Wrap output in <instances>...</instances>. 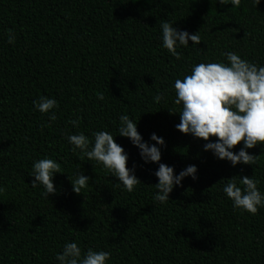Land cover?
Listing matches in <instances>:
<instances>
[{"label": "trees", "instance_id": "1", "mask_svg": "<svg viewBox=\"0 0 264 264\" xmlns=\"http://www.w3.org/2000/svg\"><path fill=\"white\" fill-rule=\"evenodd\" d=\"M232 7L219 0H0V264H57L71 241L82 253L110 251L108 264H264V208L242 212L222 191L226 179L252 176L264 192V146L247 149L257 156L253 165L233 167L204 151L203 139L177 130L179 114L168 111L179 107L171 85L194 63L226 62L221 53L234 52L264 65V0ZM165 20L198 32L200 45L189 41L180 59L171 56L159 39ZM41 96L57 100L55 121L35 110ZM121 114L145 141L155 143L153 132L163 137L161 162L175 173L197 166L198 178H185L167 203L153 198L158 164H144L118 135ZM76 116L78 128L69 123ZM97 130L117 135L128 153L142 182L132 192L66 139L79 131L91 139ZM40 158L64 172L49 198L31 187ZM80 172L90 184L77 194L69 176Z\"/></svg>", "mask_w": 264, "mask_h": 264}, {"label": "clouds", "instance_id": "2", "mask_svg": "<svg viewBox=\"0 0 264 264\" xmlns=\"http://www.w3.org/2000/svg\"><path fill=\"white\" fill-rule=\"evenodd\" d=\"M219 2L230 3L233 7L241 4V0ZM259 2L253 0V3ZM160 30L162 47L176 59H180L179 49L188 47L189 41L193 46L201 43L198 32L193 34L178 29L167 20L160 24ZM15 39V33L9 29L7 42L14 45ZM221 55L226 62L194 63L189 74L174 80L171 85L174 89V104L179 107L178 110L168 111L179 114L180 122L175 128L181 133L203 139V150L210 151L216 159L226 160L233 167L239 164L253 165L257 156L250 154L247 149L264 146V65L250 62L234 52H222ZM97 99L103 100V93H99ZM161 99L160 95L154 97L157 103ZM33 104L35 110L46 114L50 121L56 120L58 102L55 98L41 96ZM79 122V116L69 121L74 128L79 127ZM117 131L119 136L129 138L132 145L138 148L144 164H158L154 172L158 178V183L154 184L157 189L154 200L161 204L167 203L170 193L175 187L182 186L185 178H198V168L194 164L187 165L177 174L173 166L162 163L161 147L166 144L163 137L153 132L150 141L155 143L145 141L138 131L137 123L128 114L119 116ZM115 137L105 130L92 132L91 139L83 131L66 135L73 152L79 151L88 161L102 165L111 176L117 178V186L132 192L142 182L135 175V167L127 166L129 155L116 142ZM212 137L216 139L212 140ZM241 142L239 150L234 151L235 146ZM57 173H64L57 161L51 158L35 159L29 173L34 178L31 187H39L42 189L41 195L49 198L50 194L57 192L54 186ZM235 177L226 179L223 193L231 200L233 208L257 214L260 208H264V192L258 187L259 181L252 176H238V181ZM69 179L72 190L77 194H82V190L90 184V178L81 172L75 178L69 176ZM4 192V186L0 185V193ZM110 258L111 252L105 250L88 248L82 253L75 241L65 242L62 251L55 255L57 264H108Z\"/></svg>", "mask_w": 264, "mask_h": 264}]
</instances>
